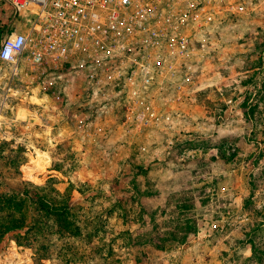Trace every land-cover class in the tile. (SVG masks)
<instances>
[{
  "label": "rangeland",
  "instance_id": "374dc122",
  "mask_svg": "<svg viewBox=\"0 0 264 264\" xmlns=\"http://www.w3.org/2000/svg\"><path fill=\"white\" fill-rule=\"evenodd\" d=\"M241 1L172 130L0 63V264H264V0Z\"/></svg>",
  "mask_w": 264,
  "mask_h": 264
},
{
  "label": "built area",
  "instance_id": "2783aa9c",
  "mask_svg": "<svg viewBox=\"0 0 264 264\" xmlns=\"http://www.w3.org/2000/svg\"><path fill=\"white\" fill-rule=\"evenodd\" d=\"M3 2L11 19L0 63L10 82L67 96L83 88L91 104L120 107L136 131L174 129L169 121L197 91L216 18L243 8L241 0Z\"/></svg>",
  "mask_w": 264,
  "mask_h": 264
}]
</instances>
